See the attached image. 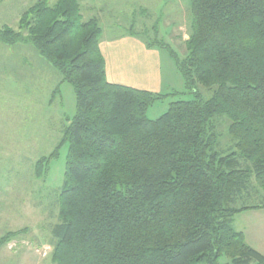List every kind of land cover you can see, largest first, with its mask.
<instances>
[{"label":"trees","instance_id":"1","mask_svg":"<svg viewBox=\"0 0 264 264\" xmlns=\"http://www.w3.org/2000/svg\"><path fill=\"white\" fill-rule=\"evenodd\" d=\"M190 12L183 58L157 24L152 40L136 33L169 50L193 94L155 119L148 108L168 95L107 81L102 29L77 0H37L18 31L0 26V42L31 44L74 88V115L35 165L41 174L66 146L53 264H264L233 226L264 208L237 206L253 187L264 191V0H190Z\"/></svg>","mask_w":264,"mask_h":264},{"label":"rangeland","instance_id":"2","mask_svg":"<svg viewBox=\"0 0 264 264\" xmlns=\"http://www.w3.org/2000/svg\"><path fill=\"white\" fill-rule=\"evenodd\" d=\"M36 1L0 0V26L18 31L21 13ZM56 1L48 0V4ZM77 1L83 19L99 16L103 28L114 26L119 32L133 22L131 29L152 40L151 25L159 24L158 37L179 58L186 55L185 34L191 31L190 0ZM145 26L149 29L147 35L141 30ZM158 49L162 58L163 91L175 94L150 106L147 110L150 119L162 115L172 101L193 98L192 93L186 92L184 78L169 50ZM201 90L205 97L209 96V92ZM75 110L72 84L63 81L62 75L31 44L10 46L0 42V237L17 232L11 239L15 241L11 246L14 253L6 249V244L0 247V264H53L55 238L51 229L59 222L66 146L59 148L58 155L41 174H36L35 165L57 147L67 119ZM228 124L226 117L217 119L223 148L231 144ZM253 188L237 206L264 204V191L257 186ZM257 225L264 226V214L255 216L254 209L234 217L233 226L245 228L251 244L264 243L255 238L259 233Z\"/></svg>","mask_w":264,"mask_h":264},{"label":"crops","instance_id":"3","mask_svg":"<svg viewBox=\"0 0 264 264\" xmlns=\"http://www.w3.org/2000/svg\"><path fill=\"white\" fill-rule=\"evenodd\" d=\"M92 17L98 20L102 29L99 48L104 58L106 79L109 83L128 86L156 94L171 95L172 92L163 91L165 86L162 75V58L158 47H148L143 39L136 34L138 31H134V28V33H131L130 29L133 22L128 24L125 29L118 32L115 30L116 28L114 26L103 28L99 16ZM153 26L154 25H151V29H153ZM146 27L147 26L141 30H144ZM158 31H160V28H158ZM188 35L189 34H185L186 39ZM254 214L255 216L264 214V208L254 209ZM256 227L259 233H256L255 238L259 241L264 240V226L257 225ZM236 229L242 231L247 240L246 229ZM14 244V239L10 240L5 245L6 249L14 253L15 248H11ZM248 244L264 254V243L251 244L248 242Z\"/></svg>","mask_w":264,"mask_h":264}]
</instances>
